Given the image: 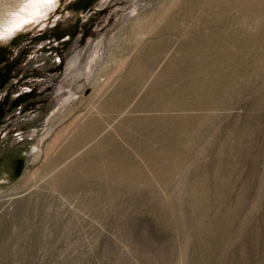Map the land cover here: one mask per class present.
<instances>
[{
  "label": "rangeland",
  "instance_id": "rangeland-1",
  "mask_svg": "<svg viewBox=\"0 0 264 264\" xmlns=\"http://www.w3.org/2000/svg\"><path fill=\"white\" fill-rule=\"evenodd\" d=\"M263 222L264 0H58L1 40L0 264H264Z\"/></svg>",
  "mask_w": 264,
  "mask_h": 264
},
{
  "label": "bare ground",
  "instance_id": "bare-ground-1",
  "mask_svg": "<svg viewBox=\"0 0 264 264\" xmlns=\"http://www.w3.org/2000/svg\"><path fill=\"white\" fill-rule=\"evenodd\" d=\"M58 1V0H57ZM40 11L44 13L43 16H45L47 9L49 6L45 5H39ZM22 9H27L26 11H22ZM34 11V6L32 4V0H21L18 5H14L13 7H10L6 11H4L3 15L1 14L0 17V34L5 33L9 28L13 27L14 24L20 23L22 19H32V13ZM42 16V17H43ZM37 18V22L40 20V18ZM34 22V23H37ZM34 23L23 25L20 29L15 30L11 36L7 37L6 39H0L3 40V42H9L11 39L17 35L21 34L23 32H27V29L32 27ZM96 128V127H95ZM100 129V128H99ZM90 131V130H89ZM96 134V132H95ZM93 136V135H92ZM57 171V170H56ZM238 202V201H237ZM156 205V204H155ZM154 207V206H153ZM242 208V207H241ZM264 223V222H263ZM252 235V234H251ZM259 240V239H258ZM239 247V246H238ZM246 252V251H245ZM249 253V251H248ZM251 254V253H250ZM262 256V255H261ZM261 259V258H260ZM235 261V260H234ZM255 264V263H254Z\"/></svg>",
  "mask_w": 264,
  "mask_h": 264
},
{
  "label": "snow or ice",
  "instance_id": "snow-or-ice-1",
  "mask_svg": "<svg viewBox=\"0 0 264 264\" xmlns=\"http://www.w3.org/2000/svg\"><path fill=\"white\" fill-rule=\"evenodd\" d=\"M57 0H32V4L34 6V11L32 13V19H22L20 23L14 24L13 27L9 28L5 33L0 34V39H6L7 37L11 36L15 30L20 29L23 25L30 24L37 22L38 17H42L44 13L40 11L39 5L45 6H55ZM27 9H22V11H26Z\"/></svg>",
  "mask_w": 264,
  "mask_h": 264
}]
</instances>
